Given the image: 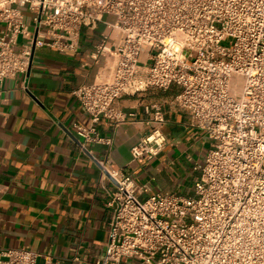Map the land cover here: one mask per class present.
I'll return each instance as SVG.
<instances>
[{"label": "built area", "instance_id": "built-area-1", "mask_svg": "<svg viewBox=\"0 0 264 264\" xmlns=\"http://www.w3.org/2000/svg\"><path fill=\"white\" fill-rule=\"evenodd\" d=\"M100 23L90 58L111 74L73 90L90 116L78 136L110 143L97 125L126 119L123 96L175 90L169 105L189 110L210 146L190 195L149 194V183L102 164L114 215L96 264H264V0H0V82L27 74L38 46L78 53L83 29ZM145 112L133 160L168 144L165 104ZM39 256L0 248V264Z\"/></svg>", "mask_w": 264, "mask_h": 264}, {"label": "crops", "instance_id": "crops-1", "mask_svg": "<svg viewBox=\"0 0 264 264\" xmlns=\"http://www.w3.org/2000/svg\"><path fill=\"white\" fill-rule=\"evenodd\" d=\"M104 32L103 23L83 29L78 53L38 46L27 74L0 82V248L34 250L39 264H96L104 256L115 184L102 164L149 183V194L190 195L210 145L189 110L169 105L175 90L123 96L126 119L97 125L110 143L78 136L75 124L88 125L90 116L73 90L111 74L105 58H90ZM156 101L167 109L168 144L133 160L132 147L149 131L145 106Z\"/></svg>", "mask_w": 264, "mask_h": 264}, {"label": "water", "instance_id": "water-1", "mask_svg": "<svg viewBox=\"0 0 264 264\" xmlns=\"http://www.w3.org/2000/svg\"><path fill=\"white\" fill-rule=\"evenodd\" d=\"M35 50V49H34ZM34 50H33V53H34ZM32 56H33V54H32ZM31 60H32V57H31ZM30 64H31V62H30ZM29 68H30V66H29Z\"/></svg>", "mask_w": 264, "mask_h": 264}, {"label": "rangeland", "instance_id": "rangeland-1", "mask_svg": "<svg viewBox=\"0 0 264 264\" xmlns=\"http://www.w3.org/2000/svg\"><path fill=\"white\" fill-rule=\"evenodd\" d=\"M208 146H210V145H208ZM186 183H187V181H186Z\"/></svg>", "mask_w": 264, "mask_h": 264}]
</instances>
